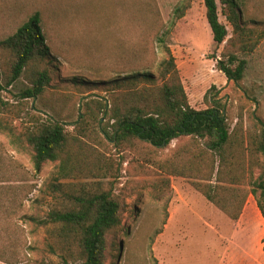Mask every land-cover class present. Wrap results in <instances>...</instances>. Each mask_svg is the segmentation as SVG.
Instances as JSON below:
<instances>
[{"label": "rangeland", "instance_id": "374dc122", "mask_svg": "<svg viewBox=\"0 0 264 264\" xmlns=\"http://www.w3.org/2000/svg\"><path fill=\"white\" fill-rule=\"evenodd\" d=\"M109 1L0 0V41L39 11L54 60L53 81L45 94L23 99L31 85L25 76L8 85L12 56L0 48V264H82L64 252L59 228L49 222L53 211L69 207L68 194L79 181L57 184L58 163H47L36 173L29 151L14 145L9 131L20 135L38 121H60L73 132L84 99H109L114 81L127 77L122 68L137 65L130 59L131 46L143 39L140 27L152 26L144 23L148 16L164 25L193 109H207L204 97L215 87L212 96L223 99L232 128L242 122L252 134L259 119L264 121V0H238L246 27L257 38L263 35L253 53L239 55L247 69L238 85L217 69L232 27L221 14L230 36L217 47L205 0H146L152 11L143 16L133 6L139 0H126L123 13ZM187 6L180 16L178 10ZM219 9L221 13L220 4ZM164 58L160 49L153 73ZM75 78L85 82L76 86ZM184 142L174 141L159 152L142 143L124 150L102 139L87 146L107 163V179L101 183L114 187L127 203L129 229L120 237L119 264H264V219L253 196L233 222L193 188L192 179L171 177L159 168ZM166 180L171 190L153 198L147 187Z\"/></svg>", "mask_w": 264, "mask_h": 264}, {"label": "trees", "instance_id": "16d2710c", "mask_svg": "<svg viewBox=\"0 0 264 264\" xmlns=\"http://www.w3.org/2000/svg\"><path fill=\"white\" fill-rule=\"evenodd\" d=\"M111 1L121 13L125 11L126 0H110V7ZM138 3L133 2L138 15L152 11L146 0ZM189 7L178 10L179 15L183 16ZM205 7L217 47L230 36L228 26L220 20L221 14L232 27L224 59L217 60V69L238 85L247 69V61L239 55L253 53L263 35L257 38L256 32L246 27L245 9L238 0H205ZM145 22L152 26L140 27L143 39L140 37L130 51V59L137 65L122 68L121 73L127 77L114 81L109 99H84L78 120L71 125L73 132L60 121H38L20 135L9 131L13 144L29 151L36 173L47 163H58L57 184L79 181L68 194L69 207L53 211L49 222L58 226L64 252L82 264H119L123 250L120 237L129 229L125 224V199L115 194L114 187L108 188L100 181L107 179V163L97 150L86 149L101 139L115 142L124 150L142 143L156 152L169 148L174 141L185 140L159 168L168 176L192 179L193 188L233 222L240 220L251 196L264 219V121L259 119L252 134L242 122L232 128L223 99L212 96L215 87L204 97L207 109H193L163 23L153 16ZM0 48L12 56L8 85L25 76L31 87L21 97H42L53 81L54 71L50 68L54 60L41 13L36 11L11 36L0 41ZM160 49L165 58L153 73ZM84 82L73 79L76 86ZM164 182L147 187L153 198L171 190L170 181Z\"/></svg>", "mask_w": 264, "mask_h": 264}, {"label": "crops", "instance_id": "0c3cea01", "mask_svg": "<svg viewBox=\"0 0 264 264\" xmlns=\"http://www.w3.org/2000/svg\"><path fill=\"white\" fill-rule=\"evenodd\" d=\"M255 211V210H254ZM256 212V211H255Z\"/></svg>", "mask_w": 264, "mask_h": 264}]
</instances>
